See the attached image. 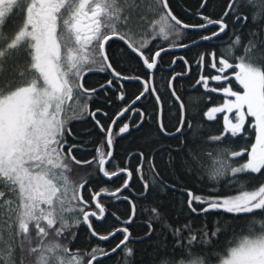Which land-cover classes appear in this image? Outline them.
Instances as JSON below:
<instances>
[{
  "label": "snow or ice",
  "instance_id": "snow-or-ice-1",
  "mask_svg": "<svg viewBox=\"0 0 264 264\" xmlns=\"http://www.w3.org/2000/svg\"><path fill=\"white\" fill-rule=\"evenodd\" d=\"M0 264H264V0H0Z\"/></svg>",
  "mask_w": 264,
  "mask_h": 264
},
{
  "label": "trees",
  "instance_id": "trees-1",
  "mask_svg": "<svg viewBox=\"0 0 264 264\" xmlns=\"http://www.w3.org/2000/svg\"><path fill=\"white\" fill-rule=\"evenodd\" d=\"M196 3V0H172V6L173 8L175 9V12L178 13V14H181V15H184L185 14V9L191 11L193 5H195ZM175 39L174 37H170V41ZM182 64V62H180ZM167 67V65L165 66ZM177 67V71L180 70L179 66H176ZM209 71H211V69H209ZM201 91H203L201 89ZM134 98V97H133ZM207 102V101H205ZM80 135L87 138V131L85 128H81L80 130ZM130 141H122L121 142V148H124V147H127L128 144H129ZM207 190H205L206 192ZM197 194H204L202 192H197ZM233 195L237 194L236 190L234 189L233 192H232ZM242 234H245V232H242L241 229H236V234H235V237L238 239ZM233 239V236L232 235H229V240H232Z\"/></svg>",
  "mask_w": 264,
  "mask_h": 264
}]
</instances>
